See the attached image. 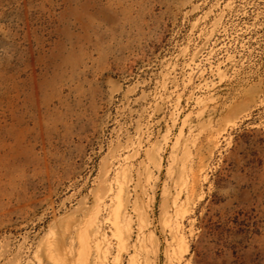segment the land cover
Returning <instances> with one entry per match:
<instances>
[{"label": "rangeland", "instance_id": "rangeland-1", "mask_svg": "<svg viewBox=\"0 0 264 264\" xmlns=\"http://www.w3.org/2000/svg\"><path fill=\"white\" fill-rule=\"evenodd\" d=\"M0 264H264V0H0Z\"/></svg>", "mask_w": 264, "mask_h": 264}]
</instances>
